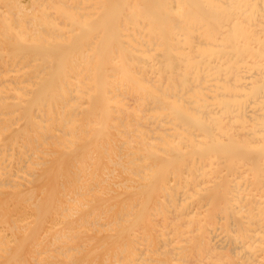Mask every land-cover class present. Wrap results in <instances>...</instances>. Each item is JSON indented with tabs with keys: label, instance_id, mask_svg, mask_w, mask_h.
<instances>
[{
	"label": "bare ground",
	"instance_id": "1",
	"mask_svg": "<svg viewBox=\"0 0 264 264\" xmlns=\"http://www.w3.org/2000/svg\"><path fill=\"white\" fill-rule=\"evenodd\" d=\"M0 264H264V0H0Z\"/></svg>",
	"mask_w": 264,
	"mask_h": 264
}]
</instances>
